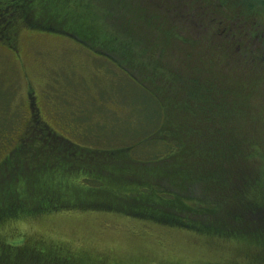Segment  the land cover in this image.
<instances>
[{
  "label": "trees",
  "instance_id": "obj_1",
  "mask_svg": "<svg viewBox=\"0 0 264 264\" xmlns=\"http://www.w3.org/2000/svg\"><path fill=\"white\" fill-rule=\"evenodd\" d=\"M100 1L0 0L4 6L0 11L9 8V17L21 15L24 20L25 15L30 14L31 6L43 13L55 11L71 18L73 29L91 40V43L84 41L89 47L107 45L106 48L126 52L142 48L143 52L151 50L153 55L160 53L165 60L170 54V63L158 55V62L152 64L155 70H161V82L158 81L161 95L156 94L165 111L161 134L166 132L167 141L174 146V140H178L179 146L170 152V144H167L161 157H151L143 164L132 160L127 148H82L70 140L68 143L52 140L55 144L46 148L43 141H35L34 149L27 152L25 146H31L30 143H21L6 160L17 164L16 173L12 170L0 173V222L3 218L60 208L104 206L102 208L109 210L118 207L136 218L164 220L169 225L193 228L206 237L223 239L227 234L237 236L229 230L232 220L226 223L231 219L227 215L232 212L231 216H241L242 221L236 220L237 223L252 226L253 233L250 234L253 237L239 242L232 260L219 264H259L258 256L264 254V208L260 207H264V167L255 166V159L257 151L264 149V141L256 140V133L260 135L264 130L256 131L253 126L264 125V55L259 54L254 59L255 55L249 52L248 56L246 51L241 55L237 53L236 35L229 34L230 28L225 27L230 17L227 21L226 16L224 19L221 16L228 13L226 8H230L226 5L227 0H104L106 7ZM249 1L250 6L257 2ZM261 2L264 4V0ZM87 6V10L83 9ZM90 8H94L93 12ZM194 9H197L195 13H201V22L193 15ZM3 11L0 17L5 16ZM246 16L241 13L239 17V30L244 34V41L251 38L248 32L259 31L254 24H245V20L253 23L255 16L249 19ZM204 27H208V32L201 30ZM200 33L202 35L197 37ZM132 34L155 35L163 41L161 45L158 42L150 47L149 37H133ZM183 57L194 58L199 64L193 77L195 90L190 99L185 97L186 100L179 104L173 102L171 109L168 97L161 96L164 89L170 90L167 94H172L175 82L165 73L170 75L172 63L183 62ZM259 66H263V71L257 74ZM251 74L256 75L252 81L248 78ZM71 148L83 154L93 153L98 159L109 157L107 155L124 158L96 163L105 169L120 165L121 168L116 166V172L92 170L89 173L86 170L84 173L88 175L79 177L77 166L84 164L72 154ZM59 158L61 161L67 158L66 178L51 168L52 162ZM152 161L156 163L152 164ZM162 163H167L168 168L155 167ZM21 165L26 169L19 171ZM54 171L57 173L52 175L53 178L50 175ZM73 176L79 177L77 185L61 184L62 180L66 184ZM220 209L224 215L221 211L213 215L210 224L211 214ZM17 234L4 237L0 231V264H128L103 257L90 258L83 252L69 251L44 240H38L36 245L29 244L27 234L25 245L13 247L6 243Z\"/></svg>",
  "mask_w": 264,
  "mask_h": 264
},
{
  "label": "rangeland",
  "instance_id": "obj_2",
  "mask_svg": "<svg viewBox=\"0 0 264 264\" xmlns=\"http://www.w3.org/2000/svg\"><path fill=\"white\" fill-rule=\"evenodd\" d=\"M257 2L256 6H250L249 0L244 3L242 0H227L226 5L230 8H226L228 13L221 15L223 19L226 16V20L230 17V22L225 20V27L230 28L229 34L233 32L234 36L236 35L237 53L241 55L246 51L248 56L249 52L255 55L254 59L259 54L264 55V4L261 0ZM100 3L105 6L104 0ZM28 4L30 7V2ZM2 7L4 6L0 3V8ZM88 8L83 7L86 10ZM220 8L221 5L219 10ZM30 9V14L28 12L25 15V20L21 15L17 18L16 15L9 17V8L2 10L5 16L0 17V159L11 149L13 152V148L16 149L21 143H30L31 146H25L27 152L28 149L33 150L35 141H43L44 148L51 144L53 146V141L68 143L69 140L82 148H127L131 159L143 164L151 157H161V153L168 148L167 144H170V152L178 148V140L173 139V146L167 141V133L161 134L165 111L156 95H161V92H158L161 70H155L152 64L158 62L160 53L153 55L151 50L143 52L142 48L126 52L106 48L107 45L100 47L94 44L89 47L84 41L91 43V40L82 32L73 29L71 18L55 11L43 13L33 6ZM90 10L93 12L94 8ZM196 10L192 13L198 18L197 21L201 22L202 15L195 13ZM241 13H245L248 19L255 16L253 23L245 20V24H254L255 28L259 29L257 33L255 30L248 32L251 38H246L245 41L242 30H239ZM7 17L10 18L9 22L6 21ZM207 29L208 27H204L201 30L208 32ZM104 30L106 31L105 28ZM261 31L263 32L259 35ZM201 35L202 33L197 34V37ZM143 36L150 38V47L154 43L162 44L163 40H159L155 35H133L139 38ZM169 56L170 54L167 55L168 60L161 58L170 63ZM194 60L183 57V62L172 63L170 75L165 73L175 82L174 92L167 94L170 90L164 89L161 96L164 99L168 97L167 102L171 109L174 108L173 102L179 104L193 96V77L195 78L194 74L199 66ZM166 65L164 64V67H167ZM262 69L263 66H259L257 74L262 72ZM255 76L251 74L248 78L252 81ZM35 99L41 112L33 105ZM29 106L33 110L32 113L39 116L30 119ZM253 129L263 131L264 125L257 123ZM256 140L264 141V131L260 135L256 133ZM71 149L74 150L72 154L84 164L82 167L77 166L80 169L77 175L79 177L88 175L84 173L86 170L89 173L92 170L106 173H110L107 170L115 171L116 166L121 168L120 165L107 166L105 169L96 163L101 160L107 162L106 160L111 158L115 160V157L119 160L124 158L107 155L109 157L98 159L93 153L83 154L75 148ZM257 153L255 166L264 167V149ZM66 162L67 158L65 161L59 158L52 162L51 168L66 178ZM0 163V173L10 170L16 173L18 170L16 163ZM43 164L46 166V162ZM166 164H156L155 167L165 170L168 168ZM24 168L26 169V166L21 165L19 171ZM57 172H50V176L53 177ZM77 176L68 179L66 184L62 179L59 180H62L61 184L69 187L70 184L77 185ZM176 196L172 195L174 198ZM100 207L60 208L11 219L3 218L0 231L5 234L4 237L19 233L6 240V243L13 247L25 245L29 237V244L36 245L38 240H44L60 247L64 246L69 251L83 252L84 256L87 254L90 258L125 261L128 264L226 263L227 260H232V255H235L237 247L240 246L239 242H245L248 236L253 237L250 234L253 233L252 226L237 223L236 220L242 221L241 216H231L232 212L227 215L231 219H227L226 223L229 224L232 220L229 230L237 236L227 234L222 239L206 237L193 228L169 225L164 220L156 222L136 218L118 207H111L109 210L102 208L104 206ZM220 211L221 209L211 214L210 224L213 215ZM258 258L259 264H264V254Z\"/></svg>",
  "mask_w": 264,
  "mask_h": 264
},
{
  "label": "flooded vegetation",
  "instance_id": "obj_3",
  "mask_svg": "<svg viewBox=\"0 0 264 264\" xmlns=\"http://www.w3.org/2000/svg\"><path fill=\"white\" fill-rule=\"evenodd\" d=\"M6 21H10V18L9 19H7L6 18ZM11 27V26H10ZM0 28H1V26H0ZM1 30V29H0ZM15 32V31H14ZM13 48V50H14V47H12ZM35 97V96H34ZM32 105V104H31ZM33 105H35L36 106V108H37V111L38 112H41V110H40V107L37 105V99H35L34 100V102H33ZM33 112V110L32 109H30V106H29V118L30 119H33L34 117H36V116H39V115H35L34 113H32ZM35 115V116H34ZM11 149V148H10ZM14 149V148H13ZM10 155H12V149L10 150V151H8L7 153H5V155H3V157L0 159L1 161L0 162H4V161H6L8 158H9V156ZM1 164V163H0Z\"/></svg>",
  "mask_w": 264,
  "mask_h": 264
}]
</instances>
